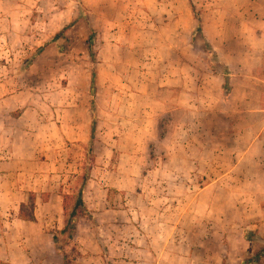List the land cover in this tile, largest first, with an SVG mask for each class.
<instances>
[{"label": "rangeland", "instance_id": "rangeland-1", "mask_svg": "<svg viewBox=\"0 0 264 264\" xmlns=\"http://www.w3.org/2000/svg\"><path fill=\"white\" fill-rule=\"evenodd\" d=\"M191 2L202 34L194 31L188 0H0V96L7 102L0 111L16 118L27 109L29 132L39 141L40 165L22 166L27 185L43 201L54 185L62 197L75 198L88 178L83 201L91 217L77 220L72 239L55 230V220L48 227L71 264H239L260 248L246 240L248 233L264 240V178L252 177L257 167L244 162L238 179L220 178L239 161L233 142L249 125V106L237 98L264 96V57L234 43L237 30L262 32L255 16H264V0ZM190 30L194 44L185 35ZM204 31L225 45L223 62L214 52L232 69L227 99L208 72L215 63L204 50ZM169 72L183 85L169 87L163 81ZM213 73L224 77L221 67ZM11 96H19L20 108L8 102ZM63 125L80 128L82 140L64 142L56 130ZM45 131L51 139L42 145ZM47 157L55 159L50 167ZM35 170L54 178L30 180ZM66 205L70 211L73 199Z\"/></svg>", "mask_w": 264, "mask_h": 264}, {"label": "crops", "instance_id": "crops-1", "mask_svg": "<svg viewBox=\"0 0 264 264\" xmlns=\"http://www.w3.org/2000/svg\"><path fill=\"white\" fill-rule=\"evenodd\" d=\"M255 19H258L259 22L264 25V16H255ZM185 35L188 44L192 43V41L194 44V40L196 43L197 34L193 35V30H190ZM219 35L223 36L224 31L221 32L219 30L218 36ZM203 36L209 41L208 43L221 59L220 54L223 50L222 46L225 45L222 43L219 45V39H217L216 35L211 36L204 31ZM234 37L235 45L240 49H243V52H248L251 55L255 54L257 57H264V29H262V32H259L258 28L237 30V32L234 33ZM221 62H223L222 59ZM255 65L256 67L258 66V64ZM169 67L170 69H175L172 65ZM231 70L232 69L229 68V71ZM208 72L213 75V79L218 81L220 88V91L218 92L222 94V86H220V84L224 82V77L222 79L217 75L214 76L212 71L209 70ZM231 76L234 78L235 74H231L230 77ZM249 76L251 80L252 78L258 80L251 77L253 76L252 73H249ZM163 81H167L169 87L178 86L179 84L181 86L183 85L182 78L180 76L177 77V75L172 72H169V74L166 75V79ZM231 82L232 80L230 79V87ZM165 85L167 84H163V86ZM231 92L228 95L229 97L231 96ZM253 95L244 92L241 97L237 98L240 105H243L242 103H247L249 106L248 110L245 111V116L248 117L249 125H247V127L243 126L241 132H239L234 139L233 148H235L234 151L239 152L237 153L239 161L233 166L230 172H224L221 175L220 178H222L223 181L227 178L238 179L242 173L236 174L237 169H239V166L244 162H248L257 167V176H252L254 179H259L258 177L264 178V96L258 94L257 96L254 95L256 97L253 98ZM227 98L228 97H224V99ZM252 100L254 101V107H252ZM10 101H14L16 104L18 103L17 108H20L18 105H21L22 100L19 99V96H11L8 98V102ZM3 103L5 104L7 102L3 101L0 96V106ZM204 103L207 105L209 102L204 101ZM186 107L191 106L186 105ZM203 109L208 110L209 106L203 107ZM10 121L13 124H11ZM8 125L11 126L7 127ZM15 125H19L20 129L17 130L16 128H12V126ZM61 128L62 129L60 130V128L57 127L56 130L63 132L62 137L64 142L82 140L80 137V128H68L64 125ZM51 129H53L54 133L55 128L51 127ZM29 130H31V128L29 127L27 109L21 111L16 118L10 116V110L7 112L4 110L0 111V244L2 245V259L5 264H15V261H18L19 264H63L62 256L55 251L53 245V236L55 235V232L48 230V227L52 226L54 229V220L56 221L55 230L57 232L64 228L63 193L61 194L54 185L43 191L42 194H45L44 201L39 199L38 191L40 190H37L34 187L31 188V184L28 186L26 182L27 179H25V176L27 175L21 171L23 170L22 166L31 165L36 167L40 165L39 163H35L37 161L34 157L35 149L39 147V145L35 146V143H39V141L35 140ZM18 133L21 137L20 139H15L16 137H13V134ZM39 137L41 138L42 135ZM47 139H51L49 132H46L45 137L40 139L41 144L43 145V141ZM47 159L49 160V164L47 163L49 167L55 163V159L53 160L51 157H47ZM37 170L30 175V180L43 177V179H47L48 181L54 178V176L49 173L44 176L39 175L36 173L39 171ZM49 171L51 173L53 170L49 169ZM231 174H236V176H232L231 178ZM220 178L218 181H220ZM209 187L210 186L201 190L203 196L209 193ZM30 193L35 194L37 200H40L39 203L35 202L33 210L35 220L33 222L24 221L18 218L21 204L26 202L25 197L29 196ZM238 193L237 190H233L234 197L239 196ZM206 207H208L207 204L204 208ZM261 211V213H263L261 217L262 220L264 219V209ZM54 214H56V217H54ZM43 217H45V219H43ZM254 228H260V226H255Z\"/></svg>", "mask_w": 264, "mask_h": 264}, {"label": "trees", "instance_id": "trees-1", "mask_svg": "<svg viewBox=\"0 0 264 264\" xmlns=\"http://www.w3.org/2000/svg\"><path fill=\"white\" fill-rule=\"evenodd\" d=\"M188 1L190 4L191 11H192L194 18L196 20V26H195L194 31L196 33L202 34L200 16L196 13L195 6L191 2V0H188ZM60 33L55 36L54 40L58 39ZM93 42H94L93 31L91 30L90 35H89L87 42H86L88 53H89V56L91 58L94 55V53H93ZM42 50L43 49L40 48L37 52H35V54H33V56L27 61L28 63L26 66H30L32 61L39 55V53ZM204 50L210 54L211 62L215 63L214 66H211V71L216 72L218 67L222 68V75L224 76V84L222 86V90H223L224 95L226 97H228L229 93L231 92V87H230L229 80H228V77L230 74L229 69L226 66L221 64V62L218 59V57L216 56L214 50L210 47L209 43L207 42V40L205 38H204ZM90 88L94 89V75L92 76V79H91ZM95 125H96V122L93 119L92 131L95 130ZM87 180H88L87 177L82 178L81 187L78 190V193H77L75 198H71L70 196H65V197L63 196L64 228L61 231H59L58 233L61 236L68 234V239H72V235L75 231L76 222L79 218H82V217H89L90 218L91 217V215L89 214L88 210L86 209V207L84 205V201H83V194H84V189H85ZM71 199H73V207L70 211H68L66 204L68 203V200H71ZM27 207H28V209H27ZM34 207H35V197L33 194H30L29 199H28V206H26V204H21L20 211L18 214V218L21 220H24V221L33 222L35 220L34 216H33ZM246 240L251 242L253 244V247L254 246L256 247V245H260V248L253 255H250L247 258L241 260L239 262V264H264V240L262 238H259L255 234H252V233L247 234ZM257 243H259V244H257ZM53 245H54L55 251L59 255L62 256L63 264H71L68 261V257H67V254L65 253L63 245L62 246L59 245V240H58V237L56 235L53 236Z\"/></svg>", "mask_w": 264, "mask_h": 264}]
</instances>
